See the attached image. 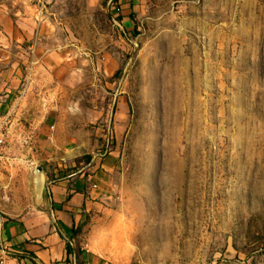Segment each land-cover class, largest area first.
Masks as SVG:
<instances>
[{
	"label": "rangeland",
	"instance_id": "obj_1",
	"mask_svg": "<svg viewBox=\"0 0 264 264\" xmlns=\"http://www.w3.org/2000/svg\"><path fill=\"white\" fill-rule=\"evenodd\" d=\"M54 2L87 113L54 162L74 173L111 140L110 264H264V0Z\"/></svg>",
	"mask_w": 264,
	"mask_h": 264
},
{
	"label": "crops",
	"instance_id": "obj_2",
	"mask_svg": "<svg viewBox=\"0 0 264 264\" xmlns=\"http://www.w3.org/2000/svg\"><path fill=\"white\" fill-rule=\"evenodd\" d=\"M46 2L0 0V260L110 264L118 213L105 184L113 161L60 176L54 162L56 150L83 143L61 135L86 131L84 101L72 96L85 60L69 23Z\"/></svg>",
	"mask_w": 264,
	"mask_h": 264
},
{
	"label": "built area",
	"instance_id": "obj_3",
	"mask_svg": "<svg viewBox=\"0 0 264 264\" xmlns=\"http://www.w3.org/2000/svg\"><path fill=\"white\" fill-rule=\"evenodd\" d=\"M53 128V127H52ZM110 142H111V140L109 139L108 141H107V144H106V152L104 153L105 154V156H107L108 155V151H109V147H110ZM2 143V141L0 140V144ZM104 154H97V155H95L92 159H91V161L89 162V166H92V165H94V163L95 162H100V161H102L103 159V157L102 156H104ZM99 158V159H98ZM87 178L89 179V180H91V178H92V176H91V174H89V175H87ZM93 188H97V185H93ZM3 224H4V219H3V217H2V215L0 214V236H1V232H2V228H3ZM0 264H5V260H4V258H2L1 260H0Z\"/></svg>",
	"mask_w": 264,
	"mask_h": 264
},
{
	"label": "trees",
	"instance_id": "obj_4",
	"mask_svg": "<svg viewBox=\"0 0 264 264\" xmlns=\"http://www.w3.org/2000/svg\"><path fill=\"white\" fill-rule=\"evenodd\" d=\"M77 232H74V234H76Z\"/></svg>",
	"mask_w": 264,
	"mask_h": 264
}]
</instances>
